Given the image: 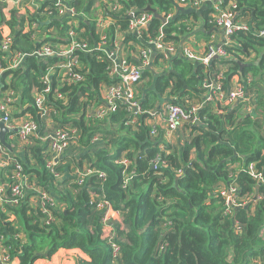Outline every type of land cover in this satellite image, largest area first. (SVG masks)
Masks as SVG:
<instances>
[{
  "label": "trees",
  "instance_id": "trees-1",
  "mask_svg": "<svg viewBox=\"0 0 264 264\" xmlns=\"http://www.w3.org/2000/svg\"><path fill=\"white\" fill-rule=\"evenodd\" d=\"M57 1L33 2V12L25 6L21 15L12 8L6 18V2L0 0V99L12 90V106H23L35 125L29 144L9 140L11 150H4L9 161L0 167V236L11 258L34 264L60 249H78L87 260L77 259L76 264H113L112 244L118 248L117 264H246L250 257H264V0H233L235 21L250 31L231 36V43L223 46L231 57L214 60L211 76L221 74L225 92L230 79L238 77L239 86L252 97L228 105L226 114L220 106L227 104L203 100L200 125L180 124L172 133L178 132L175 144L166 142L163 127L157 128V137L151 136L145 118L159 104L162 109L155 112L162 120L167 105L189 109L203 93V66L188 58L154 54V69L170 61V72L153 83L154 69L142 70L133 85L138 112L131 115L127 104L115 99L112 110L97 117L105 107L104 99L99 100L101 86L116 79L108 54L113 48L118 59L136 66L130 46L139 47L142 58L150 41L178 50L192 33L208 38L216 26L212 8L203 6L197 13L187 4L193 11L167 19L174 0H63L65 11L59 15ZM147 7L159 18L144 11ZM145 13L151 20L134 35L130 22ZM99 21L102 29L97 28ZM193 22L202 23L203 30L195 31ZM2 28L11 39L8 53L1 50ZM116 33L123 35L120 45L114 41ZM72 44L67 58L33 56L42 46L56 50ZM16 55L23 58L11 68ZM71 60V75H79V81L61 67ZM36 96L43 98L40 105ZM71 130L74 143L92 151L78 161L58 159L48 169L50 137L57 131L70 136ZM250 163L254 172L248 169ZM17 166L25 177L20 198L11 191ZM75 168L81 170L72 175ZM97 172L104 176L99 178ZM230 185L237 197H250L245 206L232 209L226 204L221 191ZM36 190L63 206L50 210L52 222L47 223L40 207L29 208L27 201ZM100 199L119 214V220L110 223L115 236L111 243L103 238V215L96 206ZM12 200L17 204H10Z\"/></svg>",
  "mask_w": 264,
  "mask_h": 264
},
{
  "label": "built area",
  "instance_id": "built-area-1",
  "mask_svg": "<svg viewBox=\"0 0 264 264\" xmlns=\"http://www.w3.org/2000/svg\"><path fill=\"white\" fill-rule=\"evenodd\" d=\"M65 1V0H64ZM183 5H189L193 8H198L202 6L203 4H206L209 2V0H180ZM187 5V6H188ZM231 10L234 8L233 3H231ZM56 8L59 15L63 14L65 11V8L63 7V0H58L56 2ZM218 9V8H217ZM218 14V11H216ZM151 16L147 13L141 15L139 18L133 19L130 22L129 30L131 32L139 34L140 31L150 22ZM236 17L233 13H223L220 17H218L216 21V27L222 28L223 31V37L222 41L219 44H210V46L207 48L206 46V52L205 56L203 57L202 61L203 63H209L213 59L218 60H229L231 57L229 54L225 52L223 49V46L229 45L231 43V36L234 35V33L237 32H248L249 27L242 23L241 21H235ZM104 27V24L99 21L98 22V29H102ZM3 34V32H2ZM11 39L9 37V31L7 35H3V41L1 44V50L5 53L9 52ZM165 43L160 42L159 40L150 41L148 43L149 48L145 49V51L142 53L143 57H151L155 50H158L159 54L163 55V59H169L172 57L177 49L173 45H164ZM59 46H56V50L49 48L47 46H42L41 48L37 49L33 55H37L38 57H53L57 56L60 58H67L68 54L71 52V49L73 47V44L69 47H64V50H59ZM86 46L83 45L82 48H85ZM186 54L189 56L190 52L187 50ZM108 57L112 58L114 62V69H113V75L116 78L115 81L108 87L106 90V94L104 97L105 101V107L100 108V110L97 112L96 116H102L105 113H108L112 110L114 105V100L119 99L123 102H125L128 106V110L131 115H134L137 113L138 109V103L134 100V93H133V85L137 84L141 79V68L128 64L127 61L123 58L118 59L117 58V51L112 49V52L108 54ZM22 56L16 55L11 63V68H15L18 66L20 61L22 60ZM74 61L71 60L67 64L61 66L63 69H67L68 75L73 77L76 81L81 80L82 78L79 75L72 74L71 75V68L74 66ZM1 72V69H0ZM222 78L221 74L216 75L214 83H210L205 85V88H207L208 92L206 94V97L204 99L205 103H224L227 105H230L232 103H238L239 101L244 100L245 93L242 86H238L233 90L230 89L227 92L223 91L222 86L220 84V79ZM48 90V88L45 90V92ZM14 95L15 93L10 90L3 94L2 99H0V123H2L7 130L11 132V135L9 136L10 139H17L21 143L29 144V138L33 134V131L35 130V125L33 121L28 117H23L20 119L18 126H15V123L13 121L12 113L10 111L12 107V103L14 101ZM36 103L41 104L43 102V98L41 96L35 97ZM201 108V105H191L189 109L182 108L175 104L167 105L164 109L165 112V120L163 129L165 131V135L163 137L166 140H169L171 138V135L173 132H175L180 124L183 123H189L191 126H195L198 123V113L199 109ZM133 123V121H131ZM151 128V136L157 137V127L150 125ZM74 130H71L70 136H67L66 133L62 131H57L52 134L49 140V152H50V160L47 162L46 167L48 169H52L55 165V163L60 159L62 156L64 150L67 148L68 145L73 144L74 141ZM15 134V135H14ZM75 144V143H74ZM5 148L0 144V167L6 163V161H9V156L4 153ZM153 168H157V165L154 164ZM248 169L251 172H254V166L253 164H250L248 166ZM18 172L15 174V185L12 187L11 191L14 197L20 198L22 197L23 188H24V180L25 177L21 175V168L17 166ZM91 171H87L86 174H90ZM180 174V171L177 172ZM78 174V173H77ZM83 173H79L78 175H82ZM98 177L102 178L104 174L102 172H97ZM259 179L261 182H263L262 176L259 175ZM79 184L82 183V180L78 181ZM1 191V190H0ZM40 193L38 194V192ZM37 197L39 200V207L46 215L47 223L53 221V217L51 216L50 210L56 209V203L53 198H51L48 194L43 192L42 190H36ZM221 195L224 196L226 200V204L232 208L236 209L240 205L245 206L247 202L250 200V197H237V190L235 186L230 185L227 192L222 190ZM254 197V196H253ZM255 201L252 198V202ZM12 205L17 204V200H12L9 202ZM97 208L102 211L103 214V225L105 221V217L108 212L113 211L112 208L109 206V204L103 200L100 199L97 202ZM116 215L117 212L113 211ZM229 213V212H227ZM119 216V214H118ZM111 226V225H110ZM3 238L0 236V240ZM105 239L108 242H113L115 240V236L113 234V228L111 227L110 235ZM14 240H18V236L14 237ZM0 264H14L12 261L11 256L9 255V250L7 248H0ZM117 257H118V248L116 245L112 244V260L113 264H117Z\"/></svg>",
  "mask_w": 264,
  "mask_h": 264
},
{
  "label": "crops",
  "instance_id": "crops-1",
  "mask_svg": "<svg viewBox=\"0 0 264 264\" xmlns=\"http://www.w3.org/2000/svg\"><path fill=\"white\" fill-rule=\"evenodd\" d=\"M16 1L19 2L21 0H16ZM16 1L13 4L17 5ZM41 1H43V0H33L34 3L35 2H41ZM224 1L225 0H209L208 3L203 4L202 6H200L198 8H194V10H196L195 12L200 13L202 11L203 6L212 8V10H213L212 12L215 14V18L217 19L223 13H227V12H229L230 14L232 13L230 6H231V3H233V0H228L227 2H225V4H222V3H224ZM24 3H28V0L27 1L24 0ZM174 4H175V8H174V10H172L169 13L167 19H169L170 17H172V18L177 17L180 14H184V12L187 13L189 10H192L187 5H183L181 3H178L177 0H174ZM216 11H218V14ZM215 23H216V21H215ZM108 24L112 25L113 22L112 21L108 22ZM193 26L195 27V31L196 30H198V31L203 30V25L200 22L199 23L193 22ZM2 31H3L4 36L8 34V30L6 28H2ZM206 36L208 38H205L204 36H200V35H198V36L194 35V33L186 36L183 39L182 43L178 45L180 47L176 51V53L172 57H170L171 60L173 58H177V57L178 58H188L190 60H193L194 63L196 62V63H199L203 66V78H204L203 82H202L203 93L198 95V99L192 100V105H200L206 97L205 89H207V88H205V85L207 82H209L210 79H212L211 76L214 74V70H216V67L213 64V61L209 62V63H203L202 59L205 56L207 43H211V44L216 45L222 41V28H218L216 26L211 27V30L208 31ZM122 39H123V35L116 33L114 41L117 42L118 45L121 44V42L123 41ZM115 45L117 46L116 43H115ZM175 46H177V45H175ZM129 48H130V52H131L130 57L133 59V63H138L137 65H140L142 70H146V69L147 70H153L154 69L155 66H153V64H152L153 63V60H152L153 57L138 58V54L141 51V50H139V47L130 46ZM58 49L64 50L65 48H64V46H59ZM112 49L113 48H111V50ZM187 50L190 52L189 56L186 54ZM155 51L158 52V50H155ZM169 72H170V61L164 63L163 65L156 66V68L153 70V83L158 78L157 77L158 75H161V74L162 75H168ZM223 72H225V70ZM112 83H109L107 85L105 84V85L101 86V90H100L101 95H100L99 100L104 99L105 94H106V90L108 89V87ZM228 83H229V86H228L229 90L230 89L234 90L237 87V84L239 86L238 77L233 76ZM165 96H167V95H164V97ZM251 97L252 96L247 97V95L245 94L244 101L247 100L246 102H248V98H251ZM250 101L251 100H249V102ZM14 104H15V102H14ZM235 104H237V103H235ZM224 106L227 107L228 105H224ZM21 107H23V106L16 103V105L12 106L10 109V111L13 115V118H14L13 121H14L16 127L18 126L20 119H22L25 116L26 117L29 116V114L22 112L23 108H21ZM161 109H162V107L160 109H158V106H157L155 111L158 112ZM138 110H139V108L137 109V112H138ZM155 111L153 110V111L147 113L148 116L145 118V125L150 124V125H153L159 129H161L164 125V120H162V118L159 116V113H157ZM199 125H197V126H199ZM10 135H11V133H7L4 136L5 142L8 145H9V140L11 141V139L9 138ZM166 142L172 144L173 141L168 140ZM10 150H11V147H10ZM88 151H92V149L91 148H81V147H79L73 143V144H70L67 146V148L64 150L60 159H63L65 157H67V158L70 157L73 160L78 161ZM15 153H18V152H15ZM124 164L128 165L129 163L124 162ZM84 167H85V164L83 165L82 169H84ZM80 170L78 168H75V171L73 172L72 175L76 174V172L80 171ZM39 193H40V191L38 192V194ZM54 201L56 203V210L63 209V206H61V204L58 203L55 198H54ZM27 203H28L29 208H31L33 210H35L37 207H39V200H38L37 195L30 197L29 200L27 201ZM0 212L3 213V210L0 209ZM4 213H5V211H4ZM6 215L8 217H10V214L8 212H6ZM4 241L5 240H3V239L0 240V248H3L2 243ZM20 241H24V238L20 239ZM0 254H1V252H0ZM77 259L87 260V257L78 249H70V250L60 249L49 260L39 259V260H36L34 262V264H76ZM12 260H13L12 262L14 264H19V261L17 258H13Z\"/></svg>",
  "mask_w": 264,
  "mask_h": 264
},
{
  "label": "rangeland",
  "instance_id": "rangeland-1",
  "mask_svg": "<svg viewBox=\"0 0 264 264\" xmlns=\"http://www.w3.org/2000/svg\"><path fill=\"white\" fill-rule=\"evenodd\" d=\"M16 0H13V2L11 0H7L6 1V8L4 9V14L6 16V18L9 17V10L12 9V8H16L19 10V15L21 14H24L25 11V6H27V8H29V10H31V12H33V8L31 7L32 6V3H33V0H28V3H24V0H21L19 2H17V5L16 4H13ZM27 1V0H26ZM107 25H108V22L109 21H104ZM27 29V28H26ZM211 43H207L206 46L207 48L210 46ZM253 60V57H251L249 59V61ZM257 89L259 90L260 88L257 87ZM256 94V92H255ZM220 107H223L222 108V114H226L227 113V110H226V106L222 105ZM241 113V111L239 112ZM181 132V131H180ZM178 132H176L173 136L171 135V138L169 140H173L174 143L177 142L176 138H175V135L177 134ZM119 219V216L118 214L116 215L113 211L111 212H108L106 217H105V221H104V227H103V238H106L110 235V232H111V226H110V223L112 221H117ZM261 239L264 240V229L262 230L261 232ZM112 246V245H111ZM246 264H264V257H258L257 259H253V260H248Z\"/></svg>",
  "mask_w": 264,
  "mask_h": 264
},
{
  "label": "water",
  "instance_id": "water-1",
  "mask_svg": "<svg viewBox=\"0 0 264 264\" xmlns=\"http://www.w3.org/2000/svg\"><path fill=\"white\" fill-rule=\"evenodd\" d=\"M1 1L6 2L7 0H1ZM11 1H13V0H11ZM144 11L152 13L154 18H159V15L156 14V12H155L153 9L149 8V7H147ZM191 11H193V10H189V12H191ZM68 13H69V12H68ZM162 21H165V19H162ZM222 33H223V31H222ZM134 35H137V34L134 33ZM33 56H34V57H38L37 55H33ZM238 64H239L240 67H242V68L245 67L244 64H241V63H238ZM160 108H161V105L159 104V105H158V109H160ZM7 133H11V132H10L9 130H7V129L5 128V126H4L2 123H0V144H1L3 147H5L6 149L10 150V146L5 142V139H4V136H5V134H7ZM256 195H257V194H255L253 200L256 199Z\"/></svg>",
  "mask_w": 264,
  "mask_h": 264
},
{
  "label": "clouds",
  "instance_id": "clouds-1",
  "mask_svg": "<svg viewBox=\"0 0 264 264\" xmlns=\"http://www.w3.org/2000/svg\"><path fill=\"white\" fill-rule=\"evenodd\" d=\"M222 37H223V33H222ZM154 54H159V53L154 52ZM154 54H153V55H154ZM153 55H152V56H153ZM214 60H216V58L213 59L212 61H214ZM217 60H218V59H217ZM212 61H211V62H212ZM218 61H219V60H218ZM140 68H141V67H140ZM141 72H142V69H141ZM112 81H113V80H112ZM230 105H231V104H230ZM250 164H252V163H250ZM250 164H249V165H250ZM249 165H248V166H249ZM261 176H262V175H261ZM259 180H260V179H259ZM253 196H255V194H254ZM256 197H257V195H256ZM253 198H254V197H253ZM102 215H103V214H102ZM117 221H118V220H117ZM263 229H264V226H263V228H262L261 231H260V236H261V232H262ZM256 258H258V257H250L249 259H250V260H253V259L255 260ZM12 259H13V258H12Z\"/></svg>",
  "mask_w": 264,
  "mask_h": 264
},
{
  "label": "flooded vegetation",
  "instance_id": "flooded-vegetation-1",
  "mask_svg": "<svg viewBox=\"0 0 264 264\" xmlns=\"http://www.w3.org/2000/svg\"><path fill=\"white\" fill-rule=\"evenodd\" d=\"M214 80H215V78L210 79L209 82L206 83V85L210 84V83H214Z\"/></svg>",
  "mask_w": 264,
  "mask_h": 264
}]
</instances>
